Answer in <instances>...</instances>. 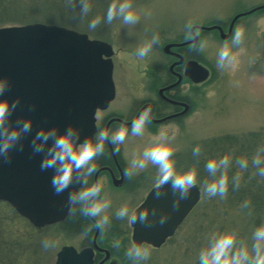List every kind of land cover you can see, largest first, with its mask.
<instances>
[{"label": "rangeland", "instance_id": "obj_1", "mask_svg": "<svg viewBox=\"0 0 264 264\" xmlns=\"http://www.w3.org/2000/svg\"><path fill=\"white\" fill-rule=\"evenodd\" d=\"M29 1L15 0L13 4V0H9L4 12L0 7V27L21 26L31 22L57 25L111 46L115 97L108 110L97 111V123L112 111L126 113L135 98H145L147 90L154 88L157 82L154 77H150L151 73L157 74L158 78L164 76L163 66L167 58L162 53L163 44L185 40L188 37L186 25L189 22L205 26L217 23L226 30L236 12L264 4V0H132L140 19L134 25H125L119 18H114L111 23L103 21L112 0H91L92 7L83 17L78 15L79 12L75 15L63 8L52 11L42 8V5L37 6L40 11L30 13ZM95 15L101 16V23L95 29H89L88 21ZM241 26L244 28V39L239 46H232L230 38L219 39L217 32H198V41L204 42L205 47L202 50L190 47L189 53L191 58L198 59L208 69L209 76L199 85L182 86V92L191 100L190 111L177 121L145 126L142 135H127L120 145L126 168L133 154L138 155L144 147L160 142L156 134L165 132L169 137L166 143L176 149L172 157L176 172L179 174L189 168L197 170L199 202L178 227L175 235L161 248H150V256L140 264H198V251L206 246L211 232L235 230L238 240L250 245L252 230L264 222V194L261 203L256 204L249 195V207L243 208L241 205L246 198L240 201L232 197L229 199L228 195L223 199L207 196L203 187L204 182L210 179L206 175L201 176L203 165L208 159L217 158L220 154L233 157L238 152L249 153L250 161V155L257 146L264 143V9L239 18L231 32ZM153 32L159 33V43L145 57H137V47L149 39ZM223 44L229 45L236 59L233 64L218 69L217 52ZM225 137H233L235 142H217ZM208 142L211 148L207 152L203 151L204 155L200 158L202 166L196 168L186 160L180 163L186 154L191 153L194 145L204 147ZM205 153L210 157H206ZM157 175L156 166L149 163L143 170L127 176L122 189L113 190L102 183L100 195L111 201L105 212L109 215L110 223L115 219L113 227H118L115 210L124 203L135 209L148 191L157 185ZM259 187L258 195L262 190L264 193V184L258 182ZM11 210L9 205L0 202V243L3 246L0 255L3 256V264H55V256L61 246L78 244L85 229L89 235L92 232L86 216L80 214V207L64 222L39 231L33 230L13 210L16 216L12 214ZM121 222L124 232H127V219ZM46 238L55 239L57 246L43 248L42 240ZM123 256L118 258L119 264H135L131 258Z\"/></svg>", "mask_w": 264, "mask_h": 264}, {"label": "water", "instance_id": "obj_2", "mask_svg": "<svg viewBox=\"0 0 264 264\" xmlns=\"http://www.w3.org/2000/svg\"><path fill=\"white\" fill-rule=\"evenodd\" d=\"M259 9H264V4L236 12L226 32L218 25L193 27L204 31L216 30L225 40L230 37L239 18ZM189 34L192 36L190 30ZM191 41L192 38L185 43L167 44L163 52L170 54L171 47L190 44ZM112 55L109 44L57 25L31 22L0 27V76L9 80V87L0 94V98L19 101L11 115L13 122L18 116L30 117L33 122L31 132L22 137L23 147L14 146L7 161L0 157V201L8 203L36 228L64 220L70 211L69 190L82 185L77 181L60 193L54 192L50 182L52 169L40 168L43 153L32 152L31 137L40 127L57 125L63 130L70 123L80 129L81 141L84 136L93 137L96 111L105 110L115 95ZM176 56L178 61L174 64L182 63L183 58ZM208 73L195 60L185 62L183 75L193 84L204 82ZM177 78L171 86L179 84L181 76ZM186 107L184 105L183 112ZM119 184L120 181L114 182L115 186ZM177 195L170 184H163L158 189L156 185L147 193L136 210H151L150 219L152 214L158 216L162 213L168 219L162 224L134 221L130 224L132 241L159 247L174 234L198 203L200 190L194 185L180 201L179 207L174 209L172 201ZM74 256L72 247H62L55 264H77L80 256L77 259ZM90 256L87 255L86 264H90Z\"/></svg>", "mask_w": 264, "mask_h": 264}, {"label": "clouds", "instance_id": "obj_3", "mask_svg": "<svg viewBox=\"0 0 264 264\" xmlns=\"http://www.w3.org/2000/svg\"><path fill=\"white\" fill-rule=\"evenodd\" d=\"M79 4V15H87L92 7L91 0H77ZM148 14V13H145ZM114 18H119L125 25H134L140 19L139 13L133 8L132 0H112L107 6L103 16L105 23H111ZM101 23V16L95 15L88 21V28L95 29ZM186 27L192 33L190 47L202 50L204 42L196 39V29L192 22ZM244 39V28L237 27L231 34L232 46L241 45ZM158 32H153L151 37L137 47L135 55L145 57L159 43ZM235 54L228 44H223L217 52L216 67L223 69L235 62ZM9 87V80L5 76H0V94H3ZM18 100L9 101L6 97L0 98V157L7 161L11 158V149L19 145L23 147L22 137L32 130V119L30 117L18 116L13 122L12 112L15 110ZM151 122L150 109H144L131 120L130 125L119 124L115 129L97 130L92 138L84 136L81 141V131L74 124H68L63 130L57 125L51 127H40L31 137L33 153H43L40 168L52 169L51 185L54 192L60 193L69 185L79 182L80 185L86 183L85 177L97 171L98 165L94 158L103 153L105 141L113 145V151H119L120 145L127 135L140 136L145 130L146 124ZM160 137V142L146 146L137 155L133 154L124 169L126 176H132L143 170L149 163L156 166L158 173L156 178L157 189L163 184H170L174 193L178 195L172 201L173 208H178L180 201L185 198L189 189L197 184V170L189 168L182 173H177L173 153L175 147L166 143L169 139L165 132L156 134ZM201 153V146L196 144L192 147L193 156ZM249 163L256 170V175L264 177V145L257 146L255 152L249 158L238 156L234 160L229 154H224L218 158L208 159L204 163V168L213 177L211 181H205L203 190L209 197L223 199L228 193L229 184L236 189L241 183V172H234L231 177L228 175L230 164L238 166L239 169H247ZM218 173V175H217ZM102 184L99 180L87 187L76 190H69L68 203L69 210L72 205L79 204L82 214L95 218L94 224L97 229L103 230L110 223L109 215L105 210L109 208L111 201L101 197ZM250 200L245 199L241 207L248 208ZM145 212L143 208L139 210L130 208L127 203L121 204L115 210V217L127 219L128 223L134 221L147 223H164L168 216ZM87 234V229L84 230ZM120 240L114 239L112 247L119 248ZM45 249L55 248L57 241L53 238L42 240ZM125 255L131 258L135 264L145 261L150 256V248L144 243L133 241L126 249ZM198 264H264V222H261L251 232V243L246 244L238 240L235 230L213 231L209 234L206 246L199 249Z\"/></svg>", "mask_w": 264, "mask_h": 264}, {"label": "flooded vegetation", "instance_id": "obj_4", "mask_svg": "<svg viewBox=\"0 0 264 264\" xmlns=\"http://www.w3.org/2000/svg\"><path fill=\"white\" fill-rule=\"evenodd\" d=\"M220 27L222 28V26ZM210 31L217 32L216 34L219 37L218 31L216 30H210ZM198 32H203V31L202 30L196 31L195 35H197V40L199 38ZM188 33H189V29H188ZM229 38H227L226 40H228ZM190 39L191 36L190 34H188V37L185 40L182 39L177 42H167L163 44L162 48L167 44L185 43L188 42ZM189 45L190 44H183L181 46L176 45V47H171L169 49L170 54L163 52L162 49V53L167 58L166 59L167 62L163 66V68L165 69L164 76L162 78H158L157 74L155 75V73H151L150 77L151 78L154 77L157 80V82L154 88L147 90V95L145 96V98L143 99L135 98L131 102V107L126 113H123L122 111H112L111 113L103 117L100 123H97L98 121L97 120L96 131L99 130L101 126L103 129L111 131L121 123H123L126 126L130 125L131 120L146 108L150 109V116H151V122L146 124V126L160 125L161 123H166L169 121H177L179 119H182L191 109V100L189 99L187 94L182 92L181 88L184 85H190V86L193 85L183 75L185 62L192 58H187V59L184 58L181 55L180 48L187 47L189 49L190 47ZM175 54L180 55L183 58L182 63L174 64L178 61V57ZM171 65H173V67L172 69H169ZM178 75L181 76L179 84H177L176 86H171L177 81ZM184 105L187 106L185 112H183ZM108 108L106 110H108ZM106 110L103 111L97 110V111L104 112ZM123 159L124 158L122 157L120 150L114 152L113 145L105 141V148L103 153H101L99 156L94 158V162L98 165L97 171L85 177L86 183L83 186L87 187L92 183L96 182L97 180H99L101 184L103 183V185L105 184L106 187L111 188L113 190L122 189V187H124L125 185L126 182L125 180L127 179V176L124 174L125 163H123ZM118 181H120V184L118 186H115L114 182L117 183ZM86 219L88 223H90L89 227L92 228L91 234L89 235V233L85 234L83 232L82 238L78 244L63 245L60 247V249L64 246L72 247L73 250L75 251V256L73 258L77 259L78 256H80V258H78L77 264H86L88 254L91 255L90 264H119L118 258L120 256L125 255L126 249L133 242L131 239L132 228L130 226V223L128 224L126 223V226L128 228L127 232H124L125 230H123V226H121L119 223L123 219H119V218H118V223L122 227V229L119 227L118 223H116L118 229L113 227L115 222L114 219L111 221L112 223H110V226L108 228L99 230L96 228L94 224L95 218L86 216ZM121 223L123 224V222ZM45 227H41V228L43 229ZM178 227L176 231L178 230ZM41 228L39 230H41ZM176 231L171 237L175 235ZM171 237L165 239L163 244L160 245L158 248L151 247L148 244L146 245L149 246V248L157 250L161 248L165 244V242H167ZM114 239L120 240L121 243L119 248L112 247V241Z\"/></svg>", "mask_w": 264, "mask_h": 264}, {"label": "trees", "instance_id": "obj_5", "mask_svg": "<svg viewBox=\"0 0 264 264\" xmlns=\"http://www.w3.org/2000/svg\"><path fill=\"white\" fill-rule=\"evenodd\" d=\"M8 1L9 0H1L0 1V7L3 10V12L5 11V7H6L5 4ZM30 1L28 2L29 7H30V4H31V7L28 9V11H31L30 13H33L34 11L37 12V10L39 9V8H37V6H39V5H42L43 6L42 8L52 9V11H53V9L63 8L64 10L68 11L69 13L71 12V13H73L75 15L77 14V12H79V4L77 3V0H30ZM14 2H15V0H13V4H14ZM38 11H40V10H38ZM78 15H79V13H78ZM180 52H181V55L184 58H186V59L187 58H191L190 57V53H189V49L187 47L180 48ZM197 61H198V59H197ZM227 141H234V139H233V137H225V138L219 139L217 142L227 143ZM209 144H210V142L206 143V145H203L204 147L201 146V153L198 156H193L192 151L188 155L186 154V156L184 157V160L181 161L180 163L189 161L188 164L190 163V165H195L196 168L199 167L198 165L202 166L200 158L204 155V152H207L211 148V144L210 145ZM263 145H264V143H263ZM205 154H206V157H210V155L208 153H205ZM221 155L222 154L218 155V157L221 156ZM238 156H244V157L249 158V153L241 154V153L237 152L236 154H234L233 157L231 156V158L234 160ZM193 161H194V164H193ZM236 171H240L241 172V178H243V179H241L240 186L238 188H236V189H233L231 187V183L229 184V189H228V193H227L228 198L231 199L230 197H232V199L240 200L241 198H244V199L246 198L247 199V197L250 195L252 197V199H253L254 204H256V202L261 203L264 193H263V190H262V192L259 193L260 196L258 195V191H259V189L261 187L260 186L258 188V182H261V183L264 184V177H258V175L255 174L256 173L255 168H253L250 163H249V167L247 169H242V170L239 169L238 166H236L234 164H230L229 169H228L229 177H231V175L234 172H236ZM205 175H206V177H208L210 179V181L213 179L212 176L208 173V171L204 168L201 176L203 177ZM217 175H218V173H217ZM255 177H258V179H260V180L255 179ZM251 190L253 191V193L251 192ZM77 207H80L79 204H75L73 206V208H72V210H71V212H70L68 217H70V215L75 211V209ZM12 214H14L16 216V214L13 211H12ZM80 214L83 215L82 213H80ZM1 248H3V246L0 243V253H1ZM2 257L0 255V264H3V263H1L2 262L1 260H3V259H1Z\"/></svg>", "mask_w": 264, "mask_h": 264}]
</instances>
